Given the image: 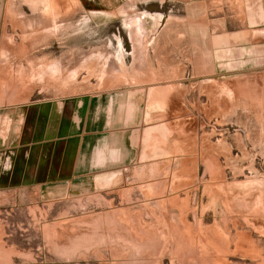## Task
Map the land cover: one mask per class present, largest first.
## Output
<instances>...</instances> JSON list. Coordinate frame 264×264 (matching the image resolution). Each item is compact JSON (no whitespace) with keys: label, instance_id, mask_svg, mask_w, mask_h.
Masks as SVG:
<instances>
[{"label":"rangeland","instance_id":"1","mask_svg":"<svg viewBox=\"0 0 264 264\" xmlns=\"http://www.w3.org/2000/svg\"><path fill=\"white\" fill-rule=\"evenodd\" d=\"M159 1L147 16L2 0L1 162L35 108L102 98L133 122L109 141L115 177L0 195V264H264L263 70L227 73L219 32L242 18L226 1L214 24Z\"/></svg>","mask_w":264,"mask_h":264},{"label":"crops","instance_id":"2","mask_svg":"<svg viewBox=\"0 0 264 264\" xmlns=\"http://www.w3.org/2000/svg\"><path fill=\"white\" fill-rule=\"evenodd\" d=\"M224 1L227 4L224 6L227 13L238 12L237 17L242 18L240 27L219 32L221 36L219 40L226 41L221 44L222 49H226L225 59L223 57L221 59L226 61L227 73H233L234 77H238L236 72L244 74L263 70L260 74L264 75V0H178V10L184 13L193 12L197 18H210L214 24L218 2ZM74 2L84 12L91 14L107 15L112 10L127 6L130 11L140 9L147 16L154 14L151 13L155 10L150 9L151 5L157 3L160 7L161 3H164L159 0H74ZM1 3L2 0H0V51L6 47L2 31L5 14L1 9ZM189 16L182 15L180 18ZM143 17L146 15L143 14ZM225 18L231 17L225 15ZM179 31V34H183L181 32L183 30ZM207 33L213 35L215 31L211 29ZM109 104L106 107L102 98H97L87 103H79L77 106L73 102H66L33 109L32 113L36 116L35 130L29 132V141L23 147L18 146L16 158L9 157L5 159L6 161H0V195L24 193L52 196L58 194L59 189L72 188L78 180L87 179L88 183L85 182L87 185L90 180L115 177L117 171L110 167L117 162L122 163L124 159L119 157L121 150L113 147L109 141L112 136L122 138L126 135L125 132L133 122V116L123 107L117 106V102ZM117 126L120 128L116 129Z\"/></svg>","mask_w":264,"mask_h":264},{"label":"bare ground","instance_id":"3","mask_svg":"<svg viewBox=\"0 0 264 264\" xmlns=\"http://www.w3.org/2000/svg\"><path fill=\"white\" fill-rule=\"evenodd\" d=\"M58 65V64H57Z\"/></svg>","mask_w":264,"mask_h":264}]
</instances>
